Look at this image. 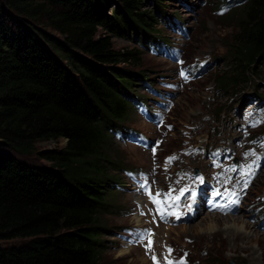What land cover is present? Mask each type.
<instances>
[{
    "label": "trees",
    "instance_id": "obj_1",
    "mask_svg": "<svg viewBox=\"0 0 264 264\" xmlns=\"http://www.w3.org/2000/svg\"><path fill=\"white\" fill-rule=\"evenodd\" d=\"M168 1L0 0V264H105V216L128 169L112 133L141 97L136 90L156 89L138 47L166 38L157 26L171 17ZM236 1L238 11L218 17L239 14L228 65L214 74L218 95L264 68V0ZM113 38L134 48L115 50ZM59 139L63 150L38 154L49 167L13 155Z\"/></svg>",
    "mask_w": 264,
    "mask_h": 264
},
{
    "label": "rangeland",
    "instance_id": "obj_2",
    "mask_svg": "<svg viewBox=\"0 0 264 264\" xmlns=\"http://www.w3.org/2000/svg\"><path fill=\"white\" fill-rule=\"evenodd\" d=\"M203 1H205V6ZM188 2L189 8L182 0H169L165 5L166 11L167 14L171 15V20L179 22V19L190 31L191 41L183 45L184 56L187 61H194L195 57L200 60L208 58L210 73L206 78L201 76L197 83L187 87L174 99L175 107L169 118L174 129L162 145L161 155L177 152L188 141L204 147L232 143V140L239 135L236 128L241 111L239 106L246 102L252 94L264 98V68H256L253 71L255 75L250 76V83L241 89L223 92L221 95L214 92L213 87L216 80L214 74L228 65L226 62L227 51L233 46L232 41L237 33L236 23L239 14L230 20L221 21L214 11L219 10L218 5L226 3V0H188ZM238 10V8L232 9L226 14ZM157 28H160L165 36H170L167 27L158 24ZM112 44L115 50L134 48L131 41L121 38H113ZM138 51L141 69L152 78L153 85L158 87L160 81H171L175 77L176 67L174 64L151 56L142 47H138ZM214 58L217 60L214 61ZM136 94L143 96L146 102L152 97L149 92L146 93L143 87L138 88ZM217 107L222 109L219 116H216L215 113ZM208 117L209 119L214 117V121L203 122V119ZM191 124H201L203 130L194 133L191 137H186V142L180 144L179 142L183 139L179 137V132ZM122 126L137 130L151 139L158 137L153 126L143 123L135 109L131 110ZM65 147L66 142L63 139L41 141L34 143L29 152L14 153L13 155L17 160L27 165L49 167L51 164L39 158V152L51 149L59 151ZM113 149L115 155L122 160L130 171L149 170L151 164L148 154L132 145L117 141L114 135ZM202 158L199 156L195 160L187 159L179 164V168L185 166L207 171L208 163L204 159L201 160ZM121 184L125 188L127 187L123 172ZM132 196L122 190L115 191V211L105 216L107 229L111 234L106 233L107 235L103 237L106 247L102 255L103 263L149 264L142 255L139 246L127 249L117 238V234L122 228L131 224H139L142 225L141 227L157 229L156 249L160 254L164 250L162 245L169 244L173 254L178 249L186 250L189 259L193 262L198 261V264H229V261H233L234 264H264V231L252 224L248 218L250 215L248 212L249 204L256 202L258 205H262L264 203L256 199L257 197L264 198V169L250 188L239 212L230 217L207 215L204 212H199L190 223H181L177 227H170L169 229H165L163 226L155 228L152 223L157 222V220L153 218L151 208L148 209L145 216L138 218L127 214L133 206L134 198ZM204 224L207 229L204 228ZM238 235L248 238V244H246V239H242ZM26 241L15 240L9 244L18 245Z\"/></svg>",
    "mask_w": 264,
    "mask_h": 264
},
{
    "label": "snow or ice",
    "instance_id": "obj_3",
    "mask_svg": "<svg viewBox=\"0 0 264 264\" xmlns=\"http://www.w3.org/2000/svg\"><path fill=\"white\" fill-rule=\"evenodd\" d=\"M253 126H255V125H253ZM169 130H171V126H169ZM153 154H155V149H153ZM251 155H255V153H252ZM169 159H174V158H169ZM253 165H255V167ZM258 168H259V164H257L256 161H253V164H249L248 166H246L245 169H243L241 171V177L243 180L241 192H244V190H246L251 185L252 180L254 179V177L256 175V171ZM237 184H240V181H237ZM141 186L145 187L146 184L141 185ZM188 191H189V189H181L180 196H176V197H172L171 192L166 193V194H164L163 200L158 199V197L161 196V194L159 192H157L155 194V196H153L152 192L149 190L148 195L151 198L152 202L157 205V211L160 214L161 218L164 219L167 215V213H165V211H164L165 206L167 205L169 207H175V204L173 202L179 201L181 196H184L185 192H188ZM226 194H227L226 195L227 204L218 206L220 208V210H222V211H228L231 209V206L238 205L240 202V198H241L240 194L237 193L236 191L226 189ZM191 195L193 196V198L195 197L194 192L191 193ZM215 195L220 196L222 194L217 191L215 193ZM189 207H191V206H189ZM170 214L175 216V218L177 220H179L181 218L180 214L177 212H171ZM147 235H148L149 239H148V243L145 245V247H146L147 251H151L152 246H153V241L151 239V236L153 234L149 232ZM167 251H168L169 256H170L172 249L168 248ZM152 260H153L154 264H160V262L158 261L156 255L154 253L152 255ZM165 262H166V264H185V261H183L182 259L180 261H172L168 257H165Z\"/></svg>",
    "mask_w": 264,
    "mask_h": 264
},
{
    "label": "bare ground",
    "instance_id": "obj_4",
    "mask_svg": "<svg viewBox=\"0 0 264 264\" xmlns=\"http://www.w3.org/2000/svg\"><path fill=\"white\" fill-rule=\"evenodd\" d=\"M204 228L205 229H207V226L204 224ZM238 233H239V231H238ZM238 237H240V238H242V239H246V244H248V238H245V237H242V235H238ZM244 248H246V247H244Z\"/></svg>",
    "mask_w": 264,
    "mask_h": 264
},
{
    "label": "water",
    "instance_id": "obj_5",
    "mask_svg": "<svg viewBox=\"0 0 264 264\" xmlns=\"http://www.w3.org/2000/svg\"><path fill=\"white\" fill-rule=\"evenodd\" d=\"M65 141V140H64ZM66 142V141H65ZM229 264H234V262L233 261H229Z\"/></svg>",
    "mask_w": 264,
    "mask_h": 264
}]
</instances>
